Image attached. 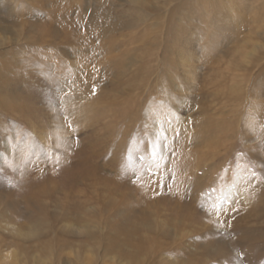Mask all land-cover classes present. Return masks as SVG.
<instances>
[{"label": "rangeland", "instance_id": "obj_1", "mask_svg": "<svg viewBox=\"0 0 264 264\" xmlns=\"http://www.w3.org/2000/svg\"><path fill=\"white\" fill-rule=\"evenodd\" d=\"M109 1L0 0V264H264V0Z\"/></svg>", "mask_w": 264, "mask_h": 264}, {"label": "bare ground", "instance_id": "obj_2", "mask_svg": "<svg viewBox=\"0 0 264 264\" xmlns=\"http://www.w3.org/2000/svg\"><path fill=\"white\" fill-rule=\"evenodd\" d=\"M50 1V0H49ZM76 1L74 4H78V10H77V14L75 16H72L71 14V9L73 7V4L72 5H69V6H66L65 8L62 9V16H63V21L64 23L67 25V26H62L64 27L63 28V31H64V38L66 40H70L73 41L75 40L74 42L79 44V43H85L87 40H90L92 39L94 42H99L101 43V47L102 46H105L107 47L106 45H108L109 47L114 43V40L112 39V37L114 36V32L118 31L119 29V26L115 23H112V18L110 16V14H108L109 12L105 11L103 9V6L100 5L102 4L105 0H99V3L98 5H94V9H91V8H85V4H84V0H74ZM108 1V6L110 8V5H111V1L109 0H106ZM133 1V0H132ZM53 2V1H52ZM57 3V2H56ZM61 3V2H60ZM66 3V2H65ZM133 3H138L139 5L143 6L142 5V2L141 0H137ZM44 4V3H42ZM104 4V3H103ZM114 4V3H113ZM117 5V3H116ZM45 6V5H44ZM112 6V5H111ZM114 6V5H113ZM39 7V6H38ZM59 7V6H58ZM64 7V6H63ZM74 8V7H73ZM59 9V8H58ZM144 9V8H143ZM76 10V9H75ZM74 10V11H75ZM52 11V10H51ZM54 11V9H53ZM147 11V10H146ZM149 13V12H148ZM51 14V13H50ZM136 15V14H134ZM143 15V14H142ZM57 16V15H56ZM140 16V15H139ZM145 17V15H144ZM149 16L145 17V18H148ZM56 18V17H55ZM114 19V18H113ZM134 19V18H132ZM159 19V18H158ZM157 20V19H156ZM142 21V20H141ZM136 22V21H135ZM84 23L86 24V26L84 27ZM128 24V23H127ZM139 24V23H138ZM137 24V25H138ZM147 24V23H146ZM136 25V26H137ZM126 27V25H124ZM50 28V27H49ZM83 28H85V30H83ZM131 28V26H130ZM133 28V26H132ZM57 30V29H56ZM131 30V29H130ZM136 30V29H135ZM44 31V30H43ZM50 31V30H48ZM132 31V30H131ZM47 32V31H45ZM45 32H39V36L38 38L40 39H43L47 33ZM254 32V31H253ZM54 34L57 36V33L54 32ZM50 35V34H48ZM61 35V34H60ZM145 35V33L143 34ZM47 37V36H46ZM45 37V38H46ZM50 38V36H48ZM148 38V37H147ZM27 39V38H26ZM39 39V40H40ZM38 40V39H37ZM36 40V41H37ZM45 40V39H44ZM65 40V41H66ZM139 40V39H138ZM48 41V40H47ZM47 41H44V42H47ZM92 41V42H93ZM209 41V40H208ZM51 42V41H50ZM49 42V43H50ZM54 42V41H53ZM56 42V41H55ZM38 43H41L38 41ZM88 43H91V42H88ZM56 44V43H55ZM72 44V42H71ZM74 44V43H73ZM242 44V43H241ZM88 45V44H87ZM86 45V46H87ZM91 44H89L90 46ZM145 45V44H144ZM165 45V44H164ZM85 46V45H83ZM95 46V45H94ZM93 47V46H92ZM100 47V46H99ZM150 47V46H149ZM42 48V47H41ZM45 48V47H44ZM61 48V47H60ZM76 48V47H75ZM86 48V47H85ZM88 48V47H87ZM89 49V48H88ZM93 49V48H92ZM91 49V50H92ZM143 49V48H142ZM147 50V49H146ZM93 51V50H92ZM94 52V51H93ZM144 52V51H143ZM148 53V52H147ZM243 53V52H242ZM83 54V53H82ZM3 55V54H2ZM86 55V54H85ZM84 55V56H85ZM90 55V54H89ZM140 55V54H139ZM184 56V55H183ZM113 57H116L115 55L111 56L109 59L113 58ZM125 57V56H124ZM133 57V56H132ZM130 58V57H129ZM135 59V58H134ZM181 59V58H180ZM63 60V59H62ZM142 61V60H141ZM184 61V59H183ZM181 61V62H183ZM123 63V62H122ZM128 64V63H127ZM241 64V63H239ZM84 65H87L86 63H83L81 65L80 68H84ZM143 67V66H142ZM216 67V66H215ZM129 67L127 66L126 68H122V70L120 72H122L121 74L123 75L124 73L127 74L128 71H129ZM137 70V69H136ZM140 70V68H139ZM138 71V70H137ZM192 71V70H191ZM89 72H91V70H89ZM134 72V71H133ZM132 73V72H131ZM137 73V72H136ZM132 76V75H130ZM44 78V77H43ZM120 78V77H119ZM142 78V77H141ZM139 79V77L137 78ZM136 79V80H137ZM123 82V81H122ZM138 83V82H137ZM139 84V83H138ZM123 85V84H122ZM48 88V87H47ZM122 88V86H121ZM123 89V88H122ZM121 90V89H120ZM234 90V89H233ZM45 93V92H44ZM232 93V92H231ZM26 94V93H25ZM66 100V99H65ZM1 104L2 106L5 108V106L7 108H14L16 109L18 106H19V103H18V106L17 107H14V106H10V103L6 100L5 97H3L1 99ZM66 102V101H65ZM14 104V103H13ZM63 104V103H60V105ZM16 106V105H15ZM24 107V105H23ZM65 109V108H64ZM67 109V108H66ZM149 113V112H148ZM82 115V114H81ZM83 117V116H82ZM83 119V118H81ZM59 120V119H58ZM79 120V119H78ZM66 130V129H65ZM43 131V130H42ZM172 134V133H171ZM47 135V134H46ZM172 136V135H171ZM157 142V141H156ZM159 144V143H158ZM179 180V179H178ZM178 185H180V181H178ZM251 185V184H250ZM45 186V185H44ZM245 198V197H244ZM235 202V201H234ZM246 202V201H245ZM150 205V204H149ZM180 222V221H179ZM187 231V230H186ZM137 234V233H136ZM183 237V236H182ZM145 239V238H144ZM142 241V240H141ZM129 242V241H128ZM135 244V243H134ZM139 244V243H138ZM127 245V244H126ZM128 246V245H127ZM126 246V247H127ZM124 247V246H123ZM138 247V246H137ZM127 249V248H126ZM129 249V248H128ZM151 249V248H150ZM153 250V249H152ZM124 251V249L122 250ZM118 252V251H117ZM124 254V253H123ZM128 254V253H127ZM133 256V255H131ZM134 258V257H133ZM132 259V258H131Z\"/></svg>", "mask_w": 264, "mask_h": 264}]
</instances>
